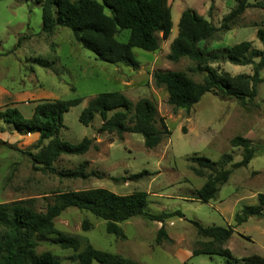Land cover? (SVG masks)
Instances as JSON below:
<instances>
[{
    "label": "rangeland",
    "instance_id": "rangeland-1",
    "mask_svg": "<svg viewBox=\"0 0 264 264\" xmlns=\"http://www.w3.org/2000/svg\"><path fill=\"white\" fill-rule=\"evenodd\" d=\"M44 2L0 0V111L16 107L29 118L39 102L82 99L80 105L64 115L65 128L60 138L72 145L89 138L93 141L92 148L81 156L63 155L54 167L58 171H71L84 166L89 178L71 180L42 171L29 156L21 154L23 151L36 154L39 136L20 135L0 123V129L6 131L0 133V140L15 147H0V204L31 200L35 210L45 211L56 195L67 192L91 189H106L118 195L144 192L148 195L145 212L154 215L181 212L185 219L177 216L168 219L165 223L173 224L169 230L176 241L157 245L158 223L135 217L121 225L129 241L118 244L116 236L107 233L104 221L70 208L55 220V226L64 234L77 237L81 242L80 250H64L52 242H44L37 253L50 252L61 264H78L71 258L89 244L97 250L131 258L130 253H122L127 246L139 250L137 262L140 264H230L222 257L186 259L182 255L185 250L192 252V248H198V243H209L208 239L197 236L195 227L189 222L197 221L205 227L230 226L237 230L226 245L214 244L213 247L228 248L236 258L263 256L264 218H251L239 227L235 225V215L244 206L256 205L258 195L264 194V70L255 100L257 107L249 111L235 100H221L214 93L205 94L190 113L175 110L168 103L165 88L157 87L153 81L157 71H174L184 72L201 83L204 74L195 72V63L189 59L173 63L168 59L180 17L186 9H192L219 28L223 18L236 7V0H168L172 9V35L168 40L159 35V50L154 53L133 49L139 62L137 70L98 61L93 53L74 40L68 29L57 28L50 36L42 34ZM258 2L264 0H249L253 5ZM211 5L214 6L212 11ZM230 29L202 42L200 47L210 52L247 41L256 50L264 49L257 37L258 30L264 29V10L248 8ZM129 35L130 32L124 30L116 38L126 43ZM211 66L232 77L252 76L254 72L253 66L230 62ZM105 92H120L134 104L142 99L151 100L171 136L149 150L139 134L125 133L121 137L115 133L99 134L102 125L99 116L90 126L82 125L79 121L82 111L91 100ZM236 137L248 139L260 149L247 167L233 173L215 200L200 202L195 198L196 193L212 172L199 169L191 158L205 157L216 163L217 170L228 169L242 159V149L232 148L230 144ZM195 169L201 170L203 175L197 176ZM145 171L151 175L138 181L128 180ZM114 178L125 180L117 182ZM85 221L91 225L89 231L82 229Z\"/></svg>",
    "mask_w": 264,
    "mask_h": 264
},
{
    "label": "trees",
    "instance_id": "trees-1",
    "mask_svg": "<svg viewBox=\"0 0 264 264\" xmlns=\"http://www.w3.org/2000/svg\"><path fill=\"white\" fill-rule=\"evenodd\" d=\"M250 7L264 10V2L254 5L249 0H236V7L223 18L219 28L192 9H186L178 23V33L170 46L168 59L178 63L189 59L196 64L195 72L204 74L201 83L193 81L184 72L157 71L153 75L154 84L168 92V103L175 109L190 113L205 94L214 93L221 100L233 99L249 111L256 108L258 87L263 82L264 49L256 50L251 42H242L231 48L206 52L200 47L202 42L213 39L219 32L230 31V25ZM214 8L211 5L210 10ZM42 34L52 35L57 28L71 31L74 40L84 49L93 53L100 62L110 65H122L133 70L139 68V62L133 55V49L154 53L159 50V35L170 39L173 30L172 9L168 0H45L42 4ZM130 32L128 41L121 43L116 36L120 31ZM257 37L264 47V29H259ZM258 60V61H256ZM230 62L238 66H253L252 76L219 73L211 64ZM82 99L55 100L39 102L32 116L26 118L16 107H7L0 111V123L11 127L20 135L38 134L36 154L21 152L29 156L41 170L65 179H87L84 166L78 170L58 171L54 164L65 156H81L92 148L93 141L85 138L78 145H72L60 138L65 128L64 115L80 105ZM96 116L102 125L99 134L125 133L139 134L144 138L146 149L157 148L165 137H170L166 123L159 118L154 103L142 99L134 104L120 92H105L91 100L82 111L79 121L90 126ZM0 129V133H5ZM48 142L47 145H44ZM232 148H241L242 159L228 169L217 170L216 163L205 157H193L191 162L199 169H206L212 175L203 187L197 191L196 199L210 203L220 193L233 173L247 167L260 149L248 139L236 137L231 141ZM0 147L14 149L12 145L0 140ZM197 176L202 171L195 169ZM151 175L142 172L132 175L128 180L138 181ZM114 181L125 179L114 178ZM31 200L0 204V264H61L50 252L37 253V248L46 242H52L61 249L78 252L80 240L56 229L55 220L66 210L75 208L90 213L106 223V231L121 240L126 237L121 224L135 217L162 223L158 231L156 244L169 241L164 225L175 216L185 219L181 212L154 215L145 212L148 195L138 192L130 195H118L106 189H91L67 192L55 196L45 211H37L31 206ZM264 218V194H259L257 204L244 206L235 215V225L241 226L251 218ZM197 231V236L208 239L209 243H198L193 248V257L220 256L230 264H264V257L252 255L236 260L228 248L213 247L214 244L226 245L236 232L232 227H205L200 222L189 221ZM83 231H89L91 225L85 221ZM50 236H54L50 239ZM199 246L202 248L200 249ZM72 260L78 264H138L118 254L97 250L87 245Z\"/></svg>",
    "mask_w": 264,
    "mask_h": 264
},
{
    "label": "crops",
    "instance_id": "crops-1",
    "mask_svg": "<svg viewBox=\"0 0 264 264\" xmlns=\"http://www.w3.org/2000/svg\"><path fill=\"white\" fill-rule=\"evenodd\" d=\"M36 135H38V134H36ZM39 136V135H38ZM130 221V220H129ZM129 221H127V222H129ZM126 223V222H125ZM155 223H158V225H157V229H158V231L162 228V223H159V222H155ZM122 224H124V223H122ZM121 224V225H122ZM120 225V226H121ZM172 223H170V225L168 226L166 223H165V225H164V229H165V231H166V233H167V235H168V237L170 238V240L171 241H176L175 239H174V235L173 234H171V231L169 230V228L170 227H172ZM240 227V226H239ZM121 228H122V226H121ZM122 230H123V228H122ZM236 232H237V230H235ZM123 232H124V230H123ZM158 233V232H157ZM124 235H125V237H126V239L125 240H121V239H119V238H117L116 237V240H117V243L118 244H123V243H126V242H128L129 241V238L127 237V235L125 234V232H124ZM194 242H195V240H194ZM193 242V243H194ZM228 243V242H227ZM193 246H194V244H193ZM193 249V248H192ZM130 253V257L131 258H127V259H131V260H133V261H135V262H137V258L139 257V250H137V249H135V248H132V247H125V249H123L122 250V253ZM185 252L186 253H183L182 255L186 258V259H188V258H190V257H192V258H194L193 257V251L192 252H189V251H187V250H185ZM118 253H120V252H118ZM233 254V253H232ZM119 255V254H118ZM122 257H124V258H126V256H123V255H121ZM234 256V255H233ZM260 256V255H259ZM208 257H220V256H208ZM245 257H248V256H243V257H240V258H236V257H234L236 260H238V261H240L241 259H243V258H245ZM262 257H264V255L262 256ZM138 264H140L139 262H137Z\"/></svg>",
    "mask_w": 264,
    "mask_h": 264
},
{
    "label": "water",
    "instance_id": "water-1",
    "mask_svg": "<svg viewBox=\"0 0 264 264\" xmlns=\"http://www.w3.org/2000/svg\"><path fill=\"white\" fill-rule=\"evenodd\" d=\"M264 145V144H263Z\"/></svg>",
    "mask_w": 264,
    "mask_h": 264
}]
</instances>
